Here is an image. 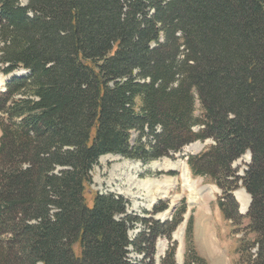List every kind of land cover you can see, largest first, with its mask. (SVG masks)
Wrapping results in <instances>:
<instances>
[{
    "label": "trees",
    "instance_id": "16d2710c",
    "mask_svg": "<svg viewBox=\"0 0 264 264\" xmlns=\"http://www.w3.org/2000/svg\"><path fill=\"white\" fill-rule=\"evenodd\" d=\"M20 69L0 89V264H156L160 237L159 264H177L184 204L160 221L165 200L137 215L86 188L102 155L146 162L206 139L186 164L235 224L231 191L249 194L238 253L264 264V0H0V74Z\"/></svg>",
    "mask_w": 264,
    "mask_h": 264
},
{
    "label": "rangeland",
    "instance_id": "374dc122",
    "mask_svg": "<svg viewBox=\"0 0 264 264\" xmlns=\"http://www.w3.org/2000/svg\"><path fill=\"white\" fill-rule=\"evenodd\" d=\"M27 1L19 0L21 4H26ZM23 72L20 69L16 73L7 76L0 74V89L4 88V84L9 77ZM201 115V105L195 100L194 116L201 117ZM198 128V126L193 127L194 130ZM209 143V140L195 141L184 146L179 152L174 153L171 158L162 157L146 162L127 159L114 154L103 155L92 168V180L86 188V194L90 197L95 191L114 192L127 199L128 212L144 215L143 211L151 212L153 206L149 203L148 195H150V192L142 188V183L145 180L162 181L169 178L170 185L167 192L162 196H157L155 201V203L159 200L167 201L168 208L161 213L154 214L153 217L160 221L171 220L181 205H185L186 211L183 214V220L171 235L172 240L176 242L174 255L176 263L242 264L238 253L241 242H247L254 237L253 233H249L245 229L248 222L245 213L237 221V224L232 220L225 219L219 206H217L220 190L209 178L192 175L186 164L188 155L198 153ZM247 161L246 155L243 154L241 158L233 162L232 166L236 168V174L241 175L243 173ZM185 165L188 170V183L181 178ZM238 184L237 188L231 191L234 192L235 196L236 192L242 188L240 183ZM240 210L242 211L241 208ZM162 214L166 215L161 216ZM190 222L191 225H189ZM188 225L189 233L187 232ZM179 228H181V238L174 236V232ZM139 231L140 227L136 225L130 230L129 234L133 237ZM168 245L169 241L163 237L156 240V264H159V260ZM178 247L181 251L180 259L177 257ZM130 257L140 259L141 255L131 252Z\"/></svg>",
    "mask_w": 264,
    "mask_h": 264
},
{
    "label": "bare ground",
    "instance_id": "6f19581e",
    "mask_svg": "<svg viewBox=\"0 0 264 264\" xmlns=\"http://www.w3.org/2000/svg\"><path fill=\"white\" fill-rule=\"evenodd\" d=\"M245 155H246L247 159H249V153L246 152ZM181 178L185 182L188 183L189 177H188V170L186 169V165L184 166V169L181 173ZM169 181H170L169 178L168 179L166 178V180H162V181H156V180L151 179V180H145L142 183V186H143L142 188H144V189L148 190V192H150V195H148L150 205L156 201L157 196H162L167 192L169 185H170ZM188 185L191 187L190 184H188ZM152 193H154V194H152ZM235 197L237 198V199L235 198L236 201L238 200L239 206L241 205V207H240L242 209L241 212H244L246 210L248 202L250 200L249 195L244 191V189L240 188L236 192ZM163 215H166V214H162L161 216H163ZM174 236L181 238V228H179L178 230H176L174 232ZM177 257H178V259L181 258L180 247H178Z\"/></svg>",
    "mask_w": 264,
    "mask_h": 264
}]
</instances>
